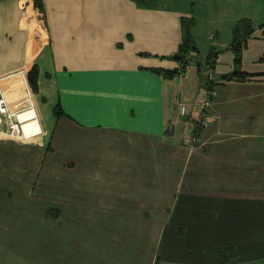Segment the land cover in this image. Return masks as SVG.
<instances>
[{"label":"crops","instance_id":"crops-1","mask_svg":"<svg viewBox=\"0 0 264 264\" xmlns=\"http://www.w3.org/2000/svg\"><path fill=\"white\" fill-rule=\"evenodd\" d=\"M155 1L41 0L39 9L0 0V80L11 78L10 90L23 79L38 136L53 153L66 146L34 181L36 194L54 191L48 201L64 208L45 210L44 223L37 215L41 226L27 229L26 213L17 228L1 225L19 248L0 240V264H264V1L249 12L243 0H192L210 12L204 48L193 5ZM182 16L193 17L196 47L183 69L172 58ZM243 18L252 28L237 70L245 77L222 79L235 70ZM200 54L203 66L192 63Z\"/></svg>","mask_w":264,"mask_h":264},{"label":"rangeland","instance_id":"rangeland-1","mask_svg":"<svg viewBox=\"0 0 264 264\" xmlns=\"http://www.w3.org/2000/svg\"><path fill=\"white\" fill-rule=\"evenodd\" d=\"M170 1L156 0L155 2L157 4H168ZM222 1L225 0H219V3L221 4ZM263 1L264 0H243V4L246 5L248 3L249 6H247L246 8H249L250 9L249 12H252L253 10L252 8L256 7L258 4L261 5ZM182 4L184 6L186 5L189 6L191 4L193 5V13H196L197 11L198 17H195L196 18L195 34L198 35L197 37L195 35V38L197 45L201 48H204L202 42L200 41V34L202 33V29H204L205 31L204 37H206L207 32H209L208 26L211 25L210 12L207 10L203 13L200 12L198 10V2H194L192 0H182ZM203 57L204 55L200 54L196 59L192 61V63L196 64V62H203ZM16 77L17 79L20 78L18 75ZM12 82L13 80L11 78H5L3 80H0V86L6 89L5 94H3L5 100L7 102H8L7 99L13 100L12 103L8 102L11 110L22 107L28 103V96L27 99L25 100V94L27 95L26 92L20 90L18 87L15 88L14 86L13 89L10 90L7 89L9 85H12ZM39 136H31L27 139H23L17 137L16 134H14L10 129L7 130L0 129V226L5 225L6 229L7 227H15L14 225H18L17 215L21 216L23 215L22 213H26L23 224L28 229L31 228V225L33 224L34 226L36 225L41 226V223L43 221H46V219L49 220V215L46 216L44 214L45 210L49 211L50 209H56L59 211L61 210V208L62 209L64 208L63 207L64 202L61 203L60 201L59 203L61 204H59L48 201L49 199H51L50 197L53 194H56L54 193V191L50 192L49 190H45V192L42 193L43 195L35 193L34 181L36 177L38 178L40 174L41 176H44L43 175L44 170L41 171L40 168L46 162H51V161L57 162L58 160H63L65 157V148H66L65 143L62 146L57 144V147L59 149L62 148L63 149L61 150V152L53 153L52 148L50 146L51 145L50 142L48 141L46 143L42 141ZM46 183H47L46 186H48V181ZM39 192L41 193V190H39ZM56 195H54L53 197L55 198ZM58 195H60V192L58 193ZM40 197H43V200L46 201L40 202L41 199ZM56 205H60V206L55 207ZM3 207L5 208V210L1 212ZM3 213H5V223L3 222L4 217L1 215ZM40 214L45 216V218L42 216L43 218L41 223H40L41 220L37 218V215ZM244 220H245L244 225L248 224L250 228H253L255 226V219L245 218ZM59 221L64 223V218L59 219ZM240 221L241 219H235V226H234L235 237L237 230L241 228L238 227L237 225V222ZM15 228H17V226ZM22 235H24L25 237L28 234L27 232L23 231ZM29 236L30 234L28 235V237ZM228 236L230 237L231 235ZM215 237L216 235L211 236L210 242H212L215 239ZM229 237L228 240H230ZM0 240L3 241V243H5V238H3L1 235H0ZM38 240L40 241V239ZM5 244L7 245L9 243H5ZM12 245L13 247L15 246L18 247L17 242H13ZM255 252L257 251L247 250V253L245 254L252 255Z\"/></svg>","mask_w":264,"mask_h":264},{"label":"trees","instance_id":"trees-1","mask_svg":"<svg viewBox=\"0 0 264 264\" xmlns=\"http://www.w3.org/2000/svg\"><path fill=\"white\" fill-rule=\"evenodd\" d=\"M34 1V6L38 7L39 9L42 8V3L41 0H33ZM136 4L138 5H148L153 3L155 0H133ZM194 24L193 17H186L182 16L180 17V25H181V31H182V40L181 43L179 44L178 50L175 52V54L172 55V58L179 62L180 68L183 69L187 63L190 61V52L195 50L196 47L193 44V38H192V33L191 29ZM234 42L231 46L232 52H233V64H234V71L229 73V74H224L222 75V79H229L231 77H245L244 73H241L237 71L240 67L241 64V55L243 48L245 47V37L249 36L252 32L251 28V23L248 19H240L237 24L234 27ZM242 39V40H239ZM209 56L207 57V59ZM198 65H204L202 62H197ZM180 70H173V71H164L163 73L166 76L172 77L175 74H177ZM161 72V71H158ZM37 76H38V70L36 65H33L31 69L26 73V78L28 83L30 84V87L32 91H35L37 89ZM207 83V81H206ZM211 82L208 81V86L207 89L211 90ZM54 113L55 116H60L63 115V111L59 105L55 106L54 108ZM236 251L234 250V255H236ZM233 255V256H234ZM220 259L225 261V259H229L231 256L230 255H225V253H222L220 256Z\"/></svg>","mask_w":264,"mask_h":264},{"label":"built area","instance_id":"built-area-1","mask_svg":"<svg viewBox=\"0 0 264 264\" xmlns=\"http://www.w3.org/2000/svg\"><path fill=\"white\" fill-rule=\"evenodd\" d=\"M20 113L21 114L27 113L28 116L27 119H25L26 121L37 119L36 111L29 98V95H28V103L26 105L11 110L8 102L4 98L3 90L0 86V125H4V129L6 130L10 129L14 134H16L17 137L23 138V129H22L23 121H20L18 118ZM198 117H199L198 119L199 125L200 124L205 125L207 122L206 120L207 115L204 112H201ZM39 134L40 131L34 132L31 135L38 136ZM195 141H196L195 134L187 135L185 138V143L188 146H192L195 143Z\"/></svg>","mask_w":264,"mask_h":264},{"label":"bare ground","instance_id":"bare-ground-1","mask_svg":"<svg viewBox=\"0 0 264 264\" xmlns=\"http://www.w3.org/2000/svg\"><path fill=\"white\" fill-rule=\"evenodd\" d=\"M16 87H18L20 90L27 93V90L25 89V86H24L23 79L20 78V81L16 85ZM27 96L28 94L27 95L25 94V100L27 99ZM27 116H28L27 113H22V114L20 113V115L18 116L19 120L23 121L22 123L23 139H27L31 137L32 136L31 134L34 132L41 131L38 119L26 121L25 119H27Z\"/></svg>","mask_w":264,"mask_h":264},{"label":"water","instance_id":"water-1","mask_svg":"<svg viewBox=\"0 0 264 264\" xmlns=\"http://www.w3.org/2000/svg\"><path fill=\"white\" fill-rule=\"evenodd\" d=\"M0 129H4V125H0Z\"/></svg>","mask_w":264,"mask_h":264}]
</instances>
